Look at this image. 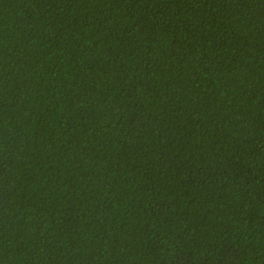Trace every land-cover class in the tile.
Instances as JSON below:
<instances>
[{
	"label": "trees",
	"instance_id": "trees-1",
	"mask_svg": "<svg viewBox=\"0 0 264 264\" xmlns=\"http://www.w3.org/2000/svg\"><path fill=\"white\" fill-rule=\"evenodd\" d=\"M0 264H264V0H0Z\"/></svg>",
	"mask_w": 264,
	"mask_h": 264
}]
</instances>
